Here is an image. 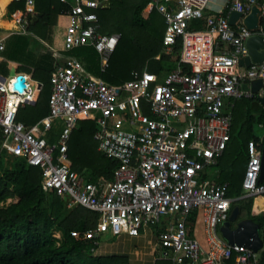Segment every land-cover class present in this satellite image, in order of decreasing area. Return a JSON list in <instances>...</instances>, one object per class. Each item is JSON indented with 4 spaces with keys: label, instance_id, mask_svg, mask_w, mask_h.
<instances>
[{
    "label": "built area",
    "instance_id": "built-area-1",
    "mask_svg": "<svg viewBox=\"0 0 264 264\" xmlns=\"http://www.w3.org/2000/svg\"><path fill=\"white\" fill-rule=\"evenodd\" d=\"M58 1L69 24L63 56L69 64L52 74L49 114L32 125L19 115L37 104L43 87L25 73L0 74V152L39 168L43 191L68 199V208L97 212L101 235L137 237L167 217L170 225L160 239L164 257L175 264H260V252L231 246L219 233L235 202L264 195L263 138L248 143L241 198H230L229 184L207 179V170L219 164L232 139L236 102L264 93V58L241 66L250 55L247 41H264V0H151L149 10L156 9L166 24L163 53L176 67L162 74L134 71L121 84L102 78L121 39L102 32L99 12L109 0ZM25 2L33 7L36 0ZM254 7L260 15L252 30L244 20ZM234 12L242 14L235 26ZM198 22L203 29H193ZM81 47L99 54L100 76L69 55ZM21 78L23 90L16 88ZM259 79L263 86L255 94L251 85ZM85 120L97 126L98 151L116 164L111 181L92 182L66 164L71 135ZM198 210L208 249L189 232Z\"/></svg>",
    "mask_w": 264,
    "mask_h": 264
},
{
    "label": "trees",
    "instance_id": "trees-1",
    "mask_svg": "<svg viewBox=\"0 0 264 264\" xmlns=\"http://www.w3.org/2000/svg\"><path fill=\"white\" fill-rule=\"evenodd\" d=\"M150 2L109 0L99 12L102 32L121 36L110 67L102 74L106 82L121 84L129 81L134 71L142 73L145 69L150 70L152 64L170 62L171 57L163 53L166 24L156 9L146 13ZM49 4L47 13L30 30L44 38L51 28L52 36L56 30L59 33L61 30V49L65 50L66 29L58 27L64 22L60 16L62 7L58 0H49ZM23 8H26L24 3L13 5L10 12ZM195 25L193 29L204 28V22ZM69 55L77 57L88 71L100 76V58L94 48L81 47ZM158 55H162L160 61L156 60ZM153 72L162 74L167 70L160 65ZM50 80L51 75L47 74L41 81L44 87L37 104L22 109L20 121L32 125L49 114ZM233 117L232 139L219 162L217 181L220 185L228 183V196L239 199L244 194L243 181L249 162L248 143L260 140L253 135V131L256 124L264 126V108L257 99H242L236 103ZM96 130L95 122H79L70 138L66 164L74 171L86 172L92 182H108L113 178L116 164L98 151L94 139ZM1 144L0 136V149ZM3 159H12V167L0 171V264H128L124 257L94 256L101 240L97 231L100 218L97 212L84 207L68 208V199L43 191L39 168L0 152L1 166ZM249 200L252 201L248 219L260 225L264 241V195L241 199L234 203L233 209L239 206L242 215V208ZM195 217L196 214L193 222ZM55 232L60 233V237ZM193 232L190 231L191 236ZM260 264H264V251Z\"/></svg>",
    "mask_w": 264,
    "mask_h": 264
},
{
    "label": "crops",
    "instance_id": "crops-1",
    "mask_svg": "<svg viewBox=\"0 0 264 264\" xmlns=\"http://www.w3.org/2000/svg\"><path fill=\"white\" fill-rule=\"evenodd\" d=\"M21 3H24L26 8L15 10L12 13L10 12L11 6ZM49 5V0H36L33 7L27 6L25 0H0V42H3L5 45V51L0 54V74H12L15 72L25 73L31 77L32 82L44 87L41 81L45 79L47 74L52 76L58 67H63L69 64V61L63 57L67 55L63 51L64 48L56 51L47 44V40H52L53 38L52 28L49 30L48 34H46V38L30 30V27L36 24L37 21L47 13ZM60 16L64 18V22L58 27L65 28L67 32L69 26L68 20L62 15V13H60ZM32 36L44 40L47 49H43L40 52L33 51L29 40ZM61 45H63L62 42ZM170 62L175 63L172 58ZM169 71L170 70L167 72ZM87 72L93 76H98V74H95L92 71L87 70ZM34 79L37 80L35 81ZM263 94H258L253 99H257L260 105L264 108V105L259 100V96L262 97ZM215 167H218V170L214 175L213 180L218 182L217 178L220 170L219 164ZM199 213H201V211H195L188 222L189 232L191 230L194 231L193 237H195V231L200 217ZM195 214V222H193ZM201 215L203 220V214L201 213ZM169 225L170 220L165 217L159 226L157 225L152 226L151 228L141 229L140 235L137 237H131L127 234L114 237L110 234L106 240H100L98 249L94 252V256L124 257L127 258L128 264H175L173 260L164 257L163 253L165 247L160 239L161 234L166 231ZM206 239V232L205 245L198 239L204 248L207 247Z\"/></svg>",
    "mask_w": 264,
    "mask_h": 264
},
{
    "label": "water",
    "instance_id": "water-1",
    "mask_svg": "<svg viewBox=\"0 0 264 264\" xmlns=\"http://www.w3.org/2000/svg\"><path fill=\"white\" fill-rule=\"evenodd\" d=\"M259 15L260 10L258 7H254L252 13L244 20V25L248 29H257L259 25ZM242 18V14L234 12L231 16L230 23L235 26L238 24L239 20ZM247 47L249 50V57L241 62L242 67H249L252 62L259 63L262 62L264 58V52L262 51L264 47L263 38L260 36H254L247 41ZM252 90L254 93H258L263 86V80H255L252 82ZM24 79H20L16 85V88L23 90ZM260 102L264 105V94L259 96ZM260 180L264 182V156L262 164V174ZM241 216V209L239 206L235 207L231 213L229 221L226 222L220 229V232L224 239L231 245L246 246L259 253L264 249V241L261 237V227L255 223L252 219H245L238 223L237 228L233 229L232 225L234 222L238 221Z\"/></svg>",
    "mask_w": 264,
    "mask_h": 264
},
{
    "label": "rangeland",
    "instance_id": "rangeland-1",
    "mask_svg": "<svg viewBox=\"0 0 264 264\" xmlns=\"http://www.w3.org/2000/svg\"><path fill=\"white\" fill-rule=\"evenodd\" d=\"M151 10H149V7L146 11V13H150ZM30 45H31V48L33 51L35 52H40L41 50L43 49H47V47L45 46V41L44 40H41V39H38L37 37H30ZM61 41H62V33H61V30H60V33L58 30L55 31V35L53 36L52 40L48 39L47 40V44L49 46H51L52 48H54L56 51H59L61 49ZM162 66L165 68V70H172L176 67V64L173 63V62H161V63H155V64H152L150 66V71L153 72V71H156L158 66ZM35 81L37 79H34ZM241 122L239 123L238 127L240 126ZM54 135L55 137L57 138V136L59 135V129H55L54 130ZM253 135L256 137V138H264V127L259 125V124H256L254 126V131H253ZM2 166L0 165V171L3 172L4 169H9L12 167V159H3L2 160ZM230 161H231V157H230ZM218 170V167H211V168H208L207 170V179H210V180H213L214 178V175L216 174ZM251 201L252 200H249V202H247L246 206H243L242 208V215L240 216V218L238 219V221L234 222L232 227L233 229L237 228L238 226V223L242 220H245V219H248L249 218V208H250V205H251ZM11 201H9L8 203H10ZM242 204V203H241ZM199 220H198V223H197V229H196V233H195V237L198 238L202 244L205 245V225L203 224V220H202V215L201 213H199ZM56 236L57 237H60V233H57L55 232ZM221 235V233H219ZM110 234H102L101 236V240H106L108 237H109ZM222 236V235H221ZM205 249H208L207 247ZM264 251V249H262L260 251V255L262 254V252Z\"/></svg>",
    "mask_w": 264,
    "mask_h": 264
}]
</instances>
